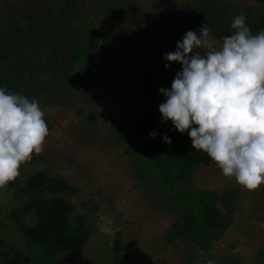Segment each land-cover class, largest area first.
Segmentation results:
<instances>
[{
    "label": "rangeland",
    "instance_id": "rangeland-1",
    "mask_svg": "<svg viewBox=\"0 0 264 264\" xmlns=\"http://www.w3.org/2000/svg\"><path fill=\"white\" fill-rule=\"evenodd\" d=\"M186 1L75 0L77 8L80 5L91 16L87 26L94 27L97 32L94 36L101 45L103 37L109 34L104 47L94 57L95 63H83L76 68L63 63L66 76L61 73L52 84L49 76L40 83L14 70L17 88L39 100L49 129L44 151L21 165L18 179L22 181L36 170L66 178L71 188L60 195L72 203L71 221L81 218L90 233L75 256L63 253L57 261L48 258L40 249L28 247L23 241L19 228L10 221L9 210L15 202L8 188L0 189V251L8 252L7 259L14 264H117L115 237L123 241L121 255H127V264H192L203 258L216 264H263L260 251L264 246V184L258 191L249 193L235 178H225L211 159L208 165L200 166L192 176V187L215 191L218 197L215 214L218 218H231V222L226 219L228 230L210 248L199 249L189 239L176 237L173 231V224L183 214L180 200L173 195L178 185L164 182L161 172L144 155L126 154V142L111 137L109 131L115 130L118 122L132 121L146 112L161 116L159 105L165 97L159 89H166L168 76L180 71L182 65L172 62L169 69L160 68L166 64L163 55L174 52L177 45L175 37L159 21L160 12L168 5H183ZM227 3L236 6L230 15L243 14L250 5H260L257 0ZM64 4L59 0L56 6L60 8ZM74 4L72 9H77ZM136 4L141 7L142 15L146 13L150 17L153 32L146 39ZM48 5L53 6L50 0L41 3L0 0V24L14 18L13 10L22 13L20 24L30 27L33 20H40L38 12L44 14L42 9ZM96 7H111L102 9L109 16H101L100 22L98 17L92 18ZM120 28H125L122 35ZM53 33L64 50L69 51L74 39L71 28ZM210 39L216 49L222 46L217 37L210 35ZM194 51L204 55L207 50ZM44 60L42 57L40 62ZM182 192L188 191L185 188ZM193 196L183 195L181 200L191 201ZM208 233L205 229L204 234ZM172 239L174 242H170Z\"/></svg>",
    "mask_w": 264,
    "mask_h": 264
},
{
    "label": "trees",
    "instance_id": "trees-1",
    "mask_svg": "<svg viewBox=\"0 0 264 264\" xmlns=\"http://www.w3.org/2000/svg\"><path fill=\"white\" fill-rule=\"evenodd\" d=\"M50 1L53 6L48 5L42 9L45 12L43 18L41 17L44 15L43 12H38L40 20L34 18L30 27L24 28L20 24L23 18L22 13L13 10L11 15L14 18L9 19L6 24H0V87L25 95L29 99L33 97H30L25 90L17 88L18 82L15 80L14 70L20 75L25 73L32 80L35 78L40 83L46 76H49L52 84L61 76V73L65 75L62 71L63 63H68L72 68L81 67L83 63L94 64L98 49L104 47L103 44L109 37V34L103 37L104 43L101 45L94 36L97 34L94 27L88 28L87 26L91 16L80 5L78 9L73 3L75 0H62L65 4L60 8L56 6L59 0ZM227 1L187 0L183 5L171 4L172 6L168 5L160 12L164 17L160 16L159 21L164 23L168 34L175 37V43L182 41L187 31H195L199 35L204 25L211 28V36L217 37L218 41L223 43V37L235 31L230 25L236 15H230V13L236 10V6ZM257 1L259 6L250 5V8L248 7L243 13L246 21L252 22L250 30L253 34L264 29V0ZM34 2L41 3L43 0H34ZM72 4L77 9H72ZM135 6L141 15L143 24L141 26L145 28L144 38L146 39L153 32L150 17L146 13L142 15L139 4ZM108 8L111 7H96L92 18L98 17V21H102L101 16H109V12L102 11V9ZM82 10L85 11L84 14ZM100 13L103 14L100 15ZM236 14L239 15L240 12ZM65 27L71 28L74 36L73 45L67 52L53 33ZM101 27L104 28V25L101 24ZM124 31L125 28L119 29L121 35L125 33ZM42 57H45V60L40 62ZM160 64L164 65L163 62ZM176 74L177 72L170 75L171 77L168 76L166 89H171ZM142 91L147 94L144 88ZM161 120L160 115L146 112L132 121L118 122L116 129H109V131L111 137L126 142L124 150L126 154L144 155L161 172L164 182L178 185L176 192L172 190L174 197L180 200L179 204L183 214L173 224L175 236L189 239L199 249L210 248L212 242L219 240L228 230V224L231 222V218H218L217 213L215 214L214 205L218 202L215 191L198 190L192 187V176L195 171L200 166L208 165L210 158L205 152L193 149L187 132L181 134L174 129L171 121L161 122ZM151 131H156L159 135L154 139L150 138ZM165 134L170 138V144L163 142L162 137ZM185 142L190 143L184 145ZM6 188L11 193L12 201L15 202L9 210L10 221L19 228L23 241L28 247H36L46 254V257L56 258V261L59 254L75 256L80 252L90 233L81 218L74 219L75 223L71 221L72 203L60 195V192L71 188L66 178L45 170H36L29 173L22 181L17 177L9 182ZM185 188L187 193L182 192ZM192 193L195 195L193 196ZM183 195L184 197L193 196L194 199L190 201L189 198V202L185 198L182 201ZM29 214L30 219H34L33 222L28 218ZM226 219L230 220L229 223ZM205 229L209 230L208 234H204ZM171 235L173 236V233ZM122 242L117 237L113 240L117 264H127V255H121L123 254L120 249ZM170 242H174V239ZM260 252L264 264V246ZM0 257L2 259L0 264H14V261L7 259L8 252L6 251L1 250ZM207 260V258L195 260L192 264H206Z\"/></svg>",
    "mask_w": 264,
    "mask_h": 264
},
{
    "label": "clouds",
    "instance_id": "clouds-1",
    "mask_svg": "<svg viewBox=\"0 0 264 264\" xmlns=\"http://www.w3.org/2000/svg\"><path fill=\"white\" fill-rule=\"evenodd\" d=\"M230 27L235 31L223 37L219 49L204 25L199 35L187 31L176 50L163 55L165 69L172 62L182 69L171 89H159L165 97L159 111L161 122L187 132L194 150L205 152L225 178L252 193L264 184V29L253 34L243 14L234 16ZM197 48L207 51L201 55ZM48 135L39 100L0 87V189L44 151ZM162 139L171 143L167 134Z\"/></svg>",
    "mask_w": 264,
    "mask_h": 264
}]
</instances>
